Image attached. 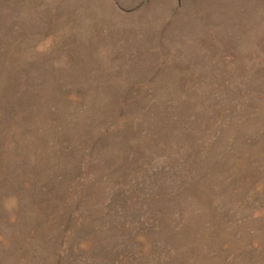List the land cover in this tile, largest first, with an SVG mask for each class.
Segmentation results:
<instances>
[{"label":"rangeland","instance_id":"374dc122","mask_svg":"<svg viewBox=\"0 0 264 264\" xmlns=\"http://www.w3.org/2000/svg\"><path fill=\"white\" fill-rule=\"evenodd\" d=\"M0 264H264V0H0Z\"/></svg>","mask_w":264,"mask_h":264}]
</instances>
